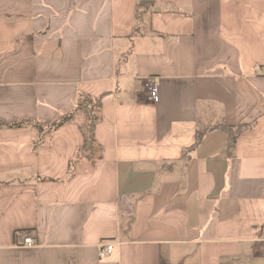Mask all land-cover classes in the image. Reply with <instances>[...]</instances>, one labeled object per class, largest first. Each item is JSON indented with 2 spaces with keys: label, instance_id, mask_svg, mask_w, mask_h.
Masks as SVG:
<instances>
[{
  "label": "crops",
  "instance_id": "crops-1",
  "mask_svg": "<svg viewBox=\"0 0 264 264\" xmlns=\"http://www.w3.org/2000/svg\"><path fill=\"white\" fill-rule=\"evenodd\" d=\"M140 1L0 0V122L101 96L103 147L68 178L77 122L0 127V264H264V0Z\"/></svg>",
  "mask_w": 264,
  "mask_h": 264
},
{
  "label": "trees",
  "instance_id": "trees-1",
  "mask_svg": "<svg viewBox=\"0 0 264 264\" xmlns=\"http://www.w3.org/2000/svg\"><path fill=\"white\" fill-rule=\"evenodd\" d=\"M155 0H141L137 5V15L139 18L142 12H146L151 9ZM102 97H92L90 95H80L76 107L67 113L61 115V117L55 122H40L37 120H19L15 122H0V127H22L33 126L36 130V139L34 140L35 147L41 143L49 142L51 134L61 127L62 125L75 121L79 124V127L84 136V142L78 149L75 157L71 159L69 164L68 178L72 177L77 171V165L80 161L86 157H90V161L94 166L95 163L103 155V147L97 141L95 136V128L101 117ZM255 125L252 123H242L235 126L226 125L222 121L216 122L211 125V129H222L227 134V149L228 155H234V149L237 138L245 131L251 129ZM207 128L200 129L197 132V138L195 143L190 149L195 148L203 139L205 130ZM48 180H53L48 178Z\"/></svg>",
  "mask_w": 264,
  "mask_h": 264
},
{
  "label": "built area",
  "instance_id": "built-area-1",
  "mask_svg": "<svg viewBox=\"0 0 264 264\" xmlns=\"http://www.w3.org/2000/svg\"><path fill=\"white\" fill-rule=\"evenodd\" d=\"M145 86L150 98L157 101L159 98L158 80L155 77H150L145 81ZM24 242L32 245L34 243L31 237H26ZM115 245L112 241H104L101 244L99 255L101 258H108L114 251ZM264 255V252H263Z\"/></svg>",
  "mask_w": 264,
  "mask_h": 264
}]
</instances>
